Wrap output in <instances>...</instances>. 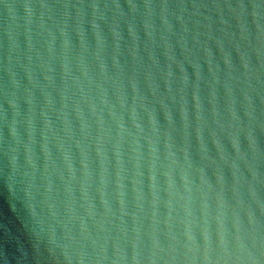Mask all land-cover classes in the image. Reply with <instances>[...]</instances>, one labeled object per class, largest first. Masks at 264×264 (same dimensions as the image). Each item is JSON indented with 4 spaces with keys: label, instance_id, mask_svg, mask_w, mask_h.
<instances>
[{
    "label": "water",
    "instance_id": "1",
    "mask_svg": "<svg viewBox=\"0 0 264 264\" xmlns=\"http://www.w3.org/2000/svg\"><path fill=\"white\" fill-rule=\"evenodd\" d=\"M0 264H264V0H0Z\"/></svg>",
    "mask_w": 264,
    "mask_h": 264
}]
</instances>
